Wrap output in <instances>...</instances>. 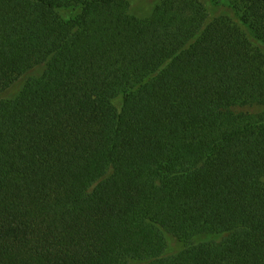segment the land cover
<instances>
[{
	"label": "trees",
	"instance_id": "1",
	"mask_svg": "<svg viewBox=\"0 0 264 264\" xmlns=\"http://www.w3.org/2000/svg\"><path fill=\"white\" fill-rule=\"evenodd\" d=\"M156 1L0 0V264H264V0Z\"/></svg>",
	"mask_w": 264,
	"mask_h": 264
},
{
	"label": "rangeland",
	"instance_id": "2",
	"mask_svg": "<svg viewBox=\"0 0 264 264\" xmlns=\"http://www.w3.org/2000/svg\"><path fill=\"white\" fill-rule=\"evenodd\" d=\"M134 3V9L139 12V16L142 19L147 18V15L151 9L157 4L156 0H131ZM209 9V13L211 15H217L218 13H223L225 15L233 16L232 12L229 10H217L215 8H212L210 6H207ZM153 11V10H152Z\"/></svg>",
	"mask_w": 264,
	"mask_h": 264
}]
</instances>
